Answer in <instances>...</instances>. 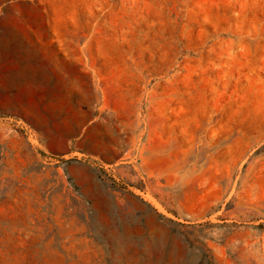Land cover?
<instances>
[{"label": "rangeland", "instance_id": "374dc122", "mask_svg": "<svg viewBox=\"0 0 264 264\" xmlns=\"http://www.w3.org/2000/svg\"><path fill=\"white\" fill-rule=\"evenodd\" d=\"M0 264H264V0H0Z\"/></svg>", "mask_w": 264, "mask_h": 264}]
</instances>
